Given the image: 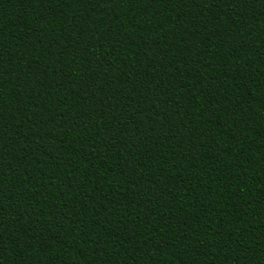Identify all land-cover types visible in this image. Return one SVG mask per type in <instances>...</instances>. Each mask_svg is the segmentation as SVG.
Segmentation results:
<instances>
[{
  "label": "trees",
  "instance_id": "obj_1",
  "mask_svg": "<svg viewBox=\"0 0 264 264\" xmlns=\"http://www.w3.org/2000/svg\"><path fill=\"white\" fill-rule=\"evenodd\" d=\"M0 264H264V0H0Z\"/></svg>",
  "mask_w": 264,
  "mask_h": 264
}]
</instances>
